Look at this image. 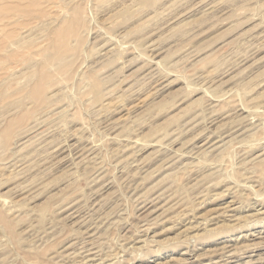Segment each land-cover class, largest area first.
Returning <instances> with one entry per match:
<instances>
[{
    "label": "rangeland",
    "instance_id": "rangeland-1",
    "mask_svg": "<svg viewBox=\"0 0 264 264\" xmlns=\"http://www.w3.org/2000/svg\"><path fill=\"white\" fill-rule=\"evenodd\" d=\"M0 264H264V0H0Z\"/></svg>",
    "mask_w": 264,
    "mask_h": 264
},
{
    "label": "bare ground",
    "instance_id": "bare-ground-1",
    "mask_svg": "<svg viewBox=\"0 0 264 264\" xmlns=\"http://www.w3.org/2000/svg\"><path fill=\"white\" fill-rule=\"evenodd\" d=\"M140 1H144V0H140ZM214 2H215V1H214ZM212 5H213V2H212ZM214 8H215V7H214ZM205 14H206V13H205ZM205 14H204V15H205ZM213 17H214V16H213ZM213 17H212V18H213ZM204 18H207V17H204ZM203 20H204V19H203ZM231 209H232V208H231ZM249 220H250V219H249ZM249 223H250V222H249ZM255 224H256V223H255ZM247 225H248V224H247ZM259 237H260V236H259ZM219 262H220V261H219Z\"/></svg>",
    "mask_w": 264,
    "mask_h": 264
}]
</instances>
